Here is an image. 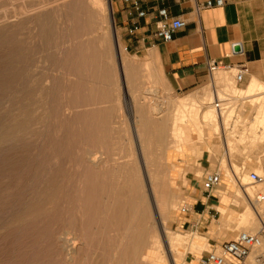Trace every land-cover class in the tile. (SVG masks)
<instances>
[{
  "label": "rangeland",
  "instance_id": "374dc122",
  "mask_svg": "<svg viewBox=\"0 0 264 264\" xmlns=\"http://www.w3.org/2000/svg\"><path fill=\"white\" fill-rule=\"evenodd\" d=\"M117 38L123 68L107 0L93 5L92 0H0V264H124L132 233L124 232L122 220L132 213L133 186L146 196L144 250L155 248L151 241L157 239L167 262L162 231L205 237L201 250L185 253L182 264H188L220 239L231 240L246 228L251 233L264 228V200L256 215L254 196L246 198L241 192L240 181L248 179L250 171L264 170V136L254 121L257 104L240 95L246 85L234 87V71L220 68L203 87L170 93L157 59L126 47L119 31ZM213 88L219 94L237 91L236 103L224 105L227 114L220 120L201 118L195 103L193 122L179 124L185 135L177 142L166 135L151 143V158L159 169L157 186L150 192L135 112L160 119L167 130L170 120L181 114L177 102L206 90V105L216 116ZM252 129L258 131L256 138ZM170 145H181L170 155L171 165L166 149ZM188 146V161L197 167L198 177L203 153L209 156L208 172H221L215 187L220 204L199 231L182 225L188 214L178 209L181 200L189 201L181 185L192 168L177 157ZM92 152L97 154L91 158ZM99 158H106L107 165L96 164ZM164 191L166 206L160 200ZM246 208L253 215L240 223ZM258 251L250 254L248 264H257ZM141 257L146 264L144 251Z\"/></svg>",
  "mask_w": 264,
  "mask_h": 264
},
{
  "label": "crops",
  "instance_id": "0c3cea01",
  "mask_svg": "<svg viewBox=\"0 0 264 264\" xmlns=\"http://www.w3.org/2000/svg\"><path fill=\"white\" fill-rule=\"evenodd\" d=\"M110 1L114 22L125 46L136 53L150 52L157 59V70L168 92L183 93L203 87L211 76L208 60L232 68L242 65L245 73L241 85H247L253 79L264 83V0H223L221 6L212 7L202 6L206 0ZM133 1L145 11L143 17H138ZM162 7L170 16L179 17L185 23L168 42L154 36L158 10ZM135 24L138 28L130 32ZM235 45H239V50H234ZM189 150L188 146L185 154L177 156L183 159L185 166L192 168L185 172L186 184L181 185L192 205L182 225L188 224V228L199 231L212 217L210 211L216 212L220 199L217 188L210 194L202 188L203 176L209 171V156L203 153L199 159V169L203 173L198 177L195 173L197 167L188 161L191 157ZM170 155L173 151H169L168 156L171 165L173 157ZM222 241L225 240L220 239L213 246ZM254 261L264 264V260L257 257ZM188 264L201 263L200 259H193Z\"/></svg>",
  "mask_w": 264,
  "mask_h": 264
},
{
  "label": "bare ground",
  "instance_id": "6f19581e",
  "mask_svg": "<svg viewBox=\"0 0 264 264\" xmlns=\"http://www.w3.org/2000/svg\"><path fill=\"white\" fill-rule=\"evenodd\" d=\"M107 2H108V17H109V19L111 21V24H112V33H113L115 50H116V53L118 55L119 66H120V68H123V67H126V62L123 61L120 58V56H119L120 53H121V46H120L118 38H117V31H116V29H115V27L113 25V21L114 20H113V16H112V8L110 6V0H107ZM93 3H95V0H92V5H93ZM225 75L227 76V78H230L229 75H227V74H225ZM213 76H214V74L211 76L212 80H213ZM233 83H234V87L237 88L235 80L233 81ZM235 90H237V89H235ZM213 91H214L213 92L214 93V96H213L214 98H212L213 99V100H211L212 102L210 101L212 104H213V102L216 99L225 100V98H226L225 96H230L231 97V98L228 99L229 101L223 102V105L232 103L234 101L235 97H236V92H237V91L235 92L234 90H232L231 91L232 94H230V93L227 94V93H224L223 91L220 90L219 92H222V94H219V93H217L215 88H213ZM242 94H243L242 97H245V98L246 97L247 98L251 97V99L249 100L251 104H253V103L257 104L256 115L254 117V121H255V124L259 128V133L264 136V83H261V82L255 80V79H253L246 85V87L244 89H241L240 95H242ZM209 97H210L209 93L206 90H203L201 94L195 95V94L192 93V94H188L184 98L180 99L177 102V107L176 108L181 114H176L175 117H173L170 120V123H168L170 126L168 125L169 127H168L167 130L165 128V125H163V123L161 122L160 119H158V118L157 119L146 118L143 114L138 113L137 111L136 112L134 111L139 116V120L136 121V126L135 127H136V132L140 135V138H141L142 144H143L142 150H143V154H144V157H145L143 163L146 164V166H147V171H146L145 174H146V177L148 178V180L147 179L146 180L148 181L147 187L149 188L148 189L149 191L152 190L154 192L155 187L157 186L156 185L157 184L156 183V177H157V173H158V169H159V166L157 164H154L153 161H152V158H151L152 153H153V150H152V147H151L152 146L151 143L153 141L155 143H158L166 135H168L173 142H177V140H178L177 138L181 134H185L184 129L179 124H181V123L184 124V122H193L191 120L192 119L191 118V115H192L191 112L193 110V107H194L195 103L200 108L199 115H200L201 118L212 116L213 120H214V118H218V120H220L221 118H223V116L225 114H227L226 112H224V113H222V115H220L214 109L218 116L217 115H216L217 117L213 116L214 113L212 114L211 109H208V106L206 105L207 104V99H209ZM242 97H241V99H242ZM124 100H125V105H126V108H127L128 116L131 117V114H132L131 112L132 111H131V107H130V100H129L127 95H125V99ZM210 102H208V103H210ZM187 111L190 114H188ZM189 125H187V126L190 127ZM192 125H194V124H192ZM218 130H219V126H218ZM198 132H200V129H199ZM257 132L258 131L256 129H252V131L250 133H252L253 137L256 138ZM244 136H246V135H244ZM137 139H138V137H137ZM231 142H232L231 138L228 139V141L226 142V146L227 145L229 146ZM179 146H181V145H170V146H167L166 147L167 152H169V150H170V152L171 151H176L177 152L179 150H176V148L179 149ZM96 154L97 153H93L92 152L90 154L91 158L93 156H96ZM126 157H128V156H126ZM97 160H96L97 161L96 164L102 163V164L107 165L106 158L105 159L104 158H99ZM114 164H115V162H114ZM168 173H169V171H168ZM237 179L238 178H236V180ZM240 183H241V192L243 193L244 197H246V198L247 197L251 198L253 196L255 198L256 193H258V192H256V190L264 191V185H259L260 186L259 188H253V186H249V183H251L250 180H249V177H248V179L247 178L242 179V181H240ZM130 188H131L130 189L131 193L133 195L132 196V205H131V212L132 213L130 212L131 214L128 216L127 219L124 218V220H122V222H123L122 223V225H123L122 228L124 227L123 230H124L125 233L126 232L128 233V231L131 230L132 234H131L130 249L125 250L124 257H122V260H123L124 264H145L144 257H141L143 251L145 252V255H146V257H145V259L147 261L146 264H182L183 257H184V255H185V253L187 251L197 252V251L202 249V247L204 246L203 242L205 241V237H203V236L198 235V236H196L194 238H188L187 236H183V235H180V234H174V233H168L167 231H162L161 232V241L164 244V247L166 249V253L168 254V262H167L166 258L163 256L164 252L162 251L161 246H160V242H158L157 239H154V241H151L152 245H154L155 248L149 247L148 250H144L145 249L144 246L146 244V241H145L146 228H145V224H144L145 216H143V211L146 208L144 209L145 206H143V205L146 204V196H145L144 193L138 195L137 186H133V187H130ZM166 192L164 191L161 194V199L160 200H161V203L163 205H165L164 202H165V194H166ZM166 196H167V194H166ZM151 197H153V196H151ZM151 197H150V199H151ZM254 198L252 199V201H253V203H252L253 204V206H252L253 208L252 209H254V212H255L256 215H259V212H261V209L263 208L261 206V205H263L262 204L263 201L261 203L259 201H256ZM260 203H261V205H259ZM257 208H258V210H256ZM154 210H155V207H154ZM251 215H253L252 211L249 208H246L245 213L241 216L240 223H243L245 221L250 220L251 219L250 218ZM156 218H158V217H156ZM243 230H245L246 232H251L247 228L243 229ZM73 240H74V238L71 239L70 244L72 243ZM128 244H130V243H128ZM73 247H71V250H70L71 253L75 250ZM257 250H259L258 253L264 252V242H263V240H262V244H261L260 248L257 249Z\"/></svg>",
  "mask_w": 264,
  "mask_h": 264
},
{
  "label": "built area",
  "instance_id": "2783aa9c",
  "mask_svg": "<svg viewBox=\"0 0 264 264\" xmlns=\"http://www.w3.org/2000/svg\"><path fill=\"white\" fill-rule=\"evenodd\" d=\"M223 0H206L203 3V7H212V6H221ZM133 8L137 11L138 17H143L145 11L141 9L137 1L132 2ZM159 20L156 24L154 31V36L160 38L162 41L168 42L173 39V35L184 26V21L179 17H172L169 15L166 8L162 7L158 10ZM135 24L130 28V32H133L137 29ZM207 66L209 73L212 76L214 72L222 68L225 71H234L233 79L236 82V85L240 84L243 80L245 73V68L240 65L236 68H232L229 65L220 64L214 60H208ZM229 98L226 97L225 100L216 99L213 102L214 109L220 115L226 112L227 107L223 105V102L229 101ZM249 180L253 185H264V170L261 173L256 171H250L248 173ZM221 182V172L219 169L216 171L208 172L203 176L202 179V188L203 191L207 194H210L216 186ZM256 201L262 202L264 200V195L260 192L256 193ZM179 211L183 214H188L192 205L189 201L181 200L179 205ZM214 215H212L213 217ZM264 236V228H261L257 232H246L239 231L236 236L231 240H225L219 243L210 251H207L201 258V264H246L250 254L259 249ZM257 259L264 260V252H260L256 255Z\"/></svg>",
  "mask_w": 264,
  "mask_h": 264
},
{
  "label": "water",
  "instance_id": "95a60500",
  "mask_svg": "<svg viewBox=\"0 0 264 264\" xmlns=\"http://www.w3.org/2000/svg\"><path fill=\"white\" fill-rule=\"evenodd\" d=\"M234 50H235V51L239 50V45H235V46H234Z\"/></svg>",
  "mask_w": 264,
  "mask_h": 264
}]
</instances>
